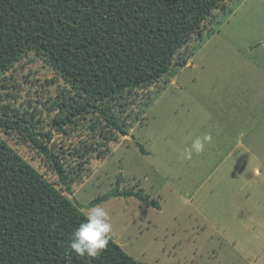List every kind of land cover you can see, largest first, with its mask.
I'll return each instance as SVG.
<instances>
[{"label": "rangeland", "instance_id": "1", "mask_svg": "<svg viewBox=\"0 0 264 264\" xmlns=\"http://www.w3.org/2000/svg\"><path fill=\"white\" fill-rule=\"evenodd\" d=\"M174 59L186 65L111 101L128 132L114 141L90 129V115L57 132L52 121L74 90L33 49L0 72L1 113L52 131L48 147L73 170L65 195L134 260L264 264V0L224 1ZM0 137L61 188L34 149ZM76 150L88 151L79 169ZM115 188L141 191L158 208L123 196L89 207Z\"/></svg>", "mask_w": 264, "mask_h": 264}, {"label": "trees", "instance_id": "2", "mask_svg": "<svg viewBox=\"0 0 264 264\" xmlns=\"http://www.w3.org/2000/svg\"><path fill=\"white\" fill-rule=\"evenodd\" d=\"M224 1L0 0V72L29 50L41 52L74 90L52 121L57 132L90 115V129L101 127L99 135L114 141L115 135L128 132L113 114L111 101L183 68L186 62L174 59L178 50L200 35L202 23ZM0 130L17 135L41 155L61 187L0 137V264H144L127 255L67 197L73 195V170L48 147L52 131H35L24 115L8 108L0 109ZM76 154L79 169L88 151ZM118 196L158 208L141 191L118 188L89 207Z\"/></svg>", "mask_w": 264, "mask_h": 264}, {"label": "water", "instance_id": "3", "mask_svg": "<svg viewBox=\"0 0 264 264\" xmlns=\"http://www.w3.org/2000/svg\"><path fill=\"white\" fill-rule=\"evenodd\" d=\"M75 200V199H74Z\"/></svg>", "mask_w": 264, "mask_h": 264}]
</instances>
